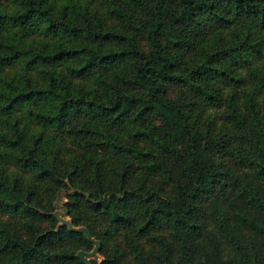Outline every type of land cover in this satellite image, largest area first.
<instances>
[{
  "label": "trees",
  "instance_id": "obj_1",
  "mask_svg": "<svg viewBox=\"0 0 264 264\" xmlns=\"http://www.w3.org/2000/svg\"><path fill=\"white\" fill-rule=\"evenodd\" d=\"M258 181L264 0H0V264L97 263L61 189L98 264L120 227L157 246L125 236L135 264H264Z\"/></svg>",
  "mask_w": 264,
  "mask_h": 264
},
{
  "label": "rangeland",
  "instance_id": "obj_2",
  "mask_svg": "<svg viewBox=\"0 0 264 264\" xmlns=\"http://www.w3.org/2000/svg\"><path fill=\"white\" fill-rule=\"evenodd\" d=\"M180 87L177 85H171L169 89V94L173 97L177 95L179 92ZM64 145V150L65 151H71L72 149L75 148V146L72 143H69V140H66V142L63 143ZM237 171H242L241 168H235ZM260 184L261 188L264 190V182L263 181H258ZM57 199L54 200L53 203V209L52 213L57 217V220L59 223H67L68 226L73 227V228H82L85 231V228L87 229V226L85 225H72L70 221V217L66 214V211L64 210L62 206L63 200H65L64 197V191L61 189V191L57 195ZM232 199L231 193H226V194H220L218 193L217 195L210 196L207 199L202 202V206L204 208L203 213H204V223H205V229L206 230H211L215 232L217 230L216 228V222L218 220V217L220 213H225L230 210V201ZM92 226L98 230V229H103L106 225V220L100 216H93L92 217ZM88 230V235L90 237V240L93 242V247L90 250H78L82 252V255L89 259H95L97 261L96 264H98L102 259L103 255L100 252V241L96 239L95 237L91 236L89 229ZM85 233V232H84ZM159 234L161 236H172L171 232L167 228H156L151 230V234ZM86 235V234H85ZM87 236V235H86ZM125 236H131L135 242H137L139 245L142 246L144 252L149 255L151 252V249H157V246L153 244L151 241L150 237L151 235H136L133 231H131L129 228H123L120 227L117 229V232L112 235L109 239V247H112L115 244H118L120 248L124 249L126 252L124 254L123 261L120 264H135V260L132 256V254L129 252V247L127 246L125 242Z\"/></svg>",
  "mask_w": 264,
  "mask_h": 264
},
{
  "label": "water",
  "instance_id": "obj_3",
  "mask_svg": "<svg viewBox=\"0 0 264 264\" xmlns=\"http://www.w3.org/2000/svg\"><path fill=\"white\" fill-rule=\"evenodd\" d=\"M72 228H73V227H72ZM76 229L85 232V234L87 235V237L90 239V237H89V235H88V234H89V233H88V230H87L86 228H85V231H84L82 228H76ZM77 255H78L79 257H81L84 261L88 262L87 258H86L85 256L82 255V252H81V251L77 252Z\"/></svg>",
  "mask_w": 264,
  "mask_h": 264
}]
</instances>
